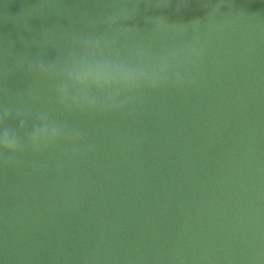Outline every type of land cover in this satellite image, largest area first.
<instances>
[{
  "label": "water",
  "instance_id": "1",
  "mask_svg": "<svg viewBox=\"0 0 264 264\" xmlns=\"http://www.w3.org/2000/svg\"><path fill=\"white\" fill-rule=\"evenodd\" d=\"M0 264H264V0H0Z\"/></svg>",
  "mask_w": 264,
  "mask_h": 264
}]
</instances>
